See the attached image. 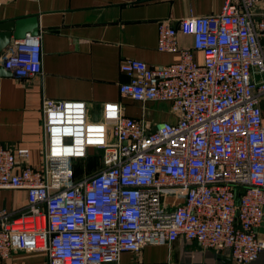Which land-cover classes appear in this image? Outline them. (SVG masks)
I'll return each instance as SVG.
<instances>
[{
	"label": "built area",
	"instance_id": "obj_1",
	"mask_svg": "<svg viewBox=\"0 0 264 264\" xmlns=\"http://www.w3.org/2000/svg\"><path fill=\"white\" fill-rule=\"evenodd\" d=\"M155 48L179 59L125 58L118 93L167 102L174 121L148 128L119 104L111 121L90 120L82 100L43 99L41 167L29 166L26 148L0 143V189L26 194L20 211L0 209V264L25 244L45 251L47 264L115 263L122 251L178 237L232 264L264 251V0H222L216 14L159 21ZM40 58L38 35L25 33L0 65L29 78ZM98 150L100 169L75 179L72 162Z\"/></svg>",
	"mask_w": 264,
	"mask_h": 264
},
{
	"label": "crops",
	"instance_id": "obj_2",
	"mask_svg": "<svg viewBox=\"0 0 264 264\" xmlns=\"http://www.w3.org/2000/svg\"><path fill=\"white\" fill-rule=\"evenodd\" d=\"M221 3L222 0H0V22L36 17L41 49L40 72L35 76L0 75V143L11 150L26 148L29 166L41 167L43 99L82 100L90 120L111 121L119 104L123 115L143 118L148 128L155 122L174 121L175 114L167 102L141 103L118 93V83L126 79L119 64L125 58L147 65L177 61L178 52L156 50L157 22L173 24L188 13L213 15ZM177 38L181 47L191 49L189 36L178 34ZM191 53L200 63L201 52L191 49ZM260 107L264 123V99ZM25 203L24 190L0 189V209L18 212ZM4 264H47V254L25 244L12 249ZM103 264L232 263L226 252L202 249L194 241L178 237L170 243L144 245L137 252L122 251L117 262ZM248 264H264V251Z\"/></svg>",
	"mask_w": 264,
	"mask_h": 264
},
{
	"label": "water",
	"instance_id": "obj_3",
	"mask_svg": "<svg viewBox=\"0 0 264 264\" xmlns=\"http://www.w3.org/2000/svg\"><path fill=\"white\" fill-rule=\"evenodd\" d=\"M30 35H36L37 33V21L35 16H25L21 18L6 20L0 22V53L6 49L10 38L20 39L25 33ZM0 75H11L10 71L4 69L0 65ZM264 211V206H263ZM264 221L261 223L259 232L264 233Z\"/></svg>",
	"mask_w": 264,
	"mask_h": 264
},
{
	"label": "rangeland",
	"instance_id": "obj_4",
	"mask_svg": "<svg viewBox=\"0 0 264 264\" xmlns=\"http://www.w3.org/2000/svg\"><path fill=\"white\" fill-rule=\"evenodd\" d=\"M140 113L138 112V117ZM100 154L101 151H92L90 152L85 159L82 160H75L72 162V169L74 173V178H82L84 176H89L95 172H97L100 167ZM92 165V166H90Z\"/></svg>",
	"mask_w": 264,
	"mask_h": 264
},
{
	"label": "trees",
	"instance_id": "obj_5",
	"mask_svg": "<svg viewBox=\"0 0 264 264\" xmlns=\"http://www.w3.org/2000/svg\"><path fill=\"white\" fill-rule=\"evenodd\" d=\"M90 166H92V165H90ZM74 172V171H73ZM74 174V173H73Z\"/></svg>",
	"mask_w": 264,
	"mask_h": 264
}]
</instances>
